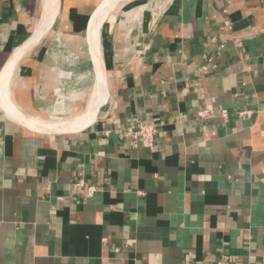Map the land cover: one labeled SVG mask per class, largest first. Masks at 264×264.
Masks as SVG:
<instances>
[{
	"label": "crops",
	"instance_id": "crops-1",
	"mask_svg": "<svg viewBox=\"0 0 264 264\" xmlns=\"http://www.w3.org/2000/svg\"><path fill=\"white\" fill-rule=\"evenodd\" d=\"M106 1L58 0L13 61L44 0H0V264H264V0H164L100 28L106 94L77 131L7 116L88 111ZM141 121L152 149L121 136Z\"/></svg>",
	"mask_w": 264,
	"mask_h": 264
},
{
	"label": "bare ground",
	"instance_id": "bare-ground-1",
	"mask_svg": "<svg viewBox=\"0 0 264 264\" xmlns=\"http://www.w3.org/2000/svg\"><path fill=\"white\" fill-rule=\"evenodd\" d=\"M121 1H127V0H107L106 3L104 5H102V7L103 6L104 7L102 8L101 13H100V18H99V22H98V30L101 27L104 19L106 18L109 10L113 9L116 6V4L121 3ZM57 6H58V0H44L43 16L41 17L42 21L40 24V26L43 27V29H41L42 30L41 34H40L41 36L47 31V26L49 24L50 18L52 16V14L54 13V11H56ZM57 12H58V9H57ZM57 12H56V14H57ZM40 35H39V37H40ZM96 40H97L96 41V44H97L96 47L98 48L99 33H97V39ZM30 48L31 47L29 46V47H27V49L21 51L17 57H21L22 55H24ZM96 60L99 61L98 54L96 56ZM99 73H101V74H99L101 76L100 77L98 76L100 83H98V84L96 83V85H101L100 87H98L96 89V91L99 89L98 90L99 96L96 99H93V97H92L91 99L93 102L91 101L92 103L90 104L88 111L85 114H82V116L77 117L76 119H70V120L63 121V122L61 121L59 123H54V122L49 123V122H45L44 120L42 121L40 119L28 117V116L21 114V112H19L16 107L14 108L13 104H12V108H10V115L11 116H9V117H11L14 121L24 125L27 128L34 129V130L38 129V131L39 130L40 131L46 130V132H49V131H51V132H54V131L55 132H70V131H75V130L77 131V130L85 127L86 125H88L93 120V118L95 117V114L97 113V110H98V104H99V101L101 99V95L104 97L106 94L105 79H103V76H102L103 72H99ZM4 87H5V85H4ZM6 91H7V89H6ZM95 95H98V94L95 93ZM6 102H8V101H6ZM8 105L9 104H7V106Z\"/></svg>",
	"mask_w": 264,
	"mask_h": 264
},
{
	"label": "rangeland",
	"instance_id": "rangeland-1",
	"mask_svg": "<svg viewBox=\"0 0 264 264\" xmlns=\"http://www.w3.org/2000/svg\"><path fill=\"white\" fill-rule=\"evenodd\" d=\"M163 1L164 0H127V1H121V3L116 4V6L113 9L109 10V12H108L106 18L104 19V21H103V23H102L100 28H104V26H106V25H108L110 23L113 26H114V24H119L120 25L121 23H126L127 25H129L130 24L129 21L136 20L142 13H145L146 11L150 10L151 8L156 7L158 4H161ZM103 7L101 6L100 9L95 12L94 18L92 20V26L90 27L91 28L90 29V33H89V26H90L89 24H88V28H87V33H88L87 38H88L89 43H90L91 52H92V58H93V61H94V70H95V73H96V80H95L96 82H95V87L93 89V95H92L93 99H96L99 96V92H98L99 89L97 91H96V89L98 87H100L101 85H96V83L97 84L100 83L99 77L101 75H99V74H101V73H99V72H103V71H101L102 67L100 65V61L96 60L97 49H98L96 47L97 46V44H96L97 40L96 39H97V33L100 32L99 31L100 28L98 30V22H99L100 13H101V10H102ZM55 16L56 15H54L53 20H54ZM53 20H52V22H53ZM52 22H51V24H52ZM51 24H50V26H51ZM49 27H48V29H49ZM41 29H43V27H41V26L38 27L35 30L33 36L30 38L29 42L23 48H21V49H19V50H17L15 52V54L13 55V61H14V58L15 59L19 58L17 56L19 55V53L21 51L27 49V47H29V46L32 48L33 46H35L38 43V41H39V39L41 37V35H40L41 31H42ZM39 35H40V37H38ZM102 76H103V79H104V75L103 74H102ZM3 81H2V83H3ZM1 89L2 88L0 86V91H1ZM95 93H97L98 95H95ZM3 94H4V91H3ZM3 98L4 97H1V95H0V104L2 103ZM103 98L104 97L101 95V99L99 101L98 108H99ZM91 101H92V99H91ZM5 103L6 102L4 101V104ZM9 104H12L11 101L9 102ZM5 105H7V103ZM0 108H1V106H0ZM7 108H8V106H7ZM4 109H5V112H6L7 116L8 117L11 116V115L8 114V109H6V108H4ZM9 118L12 119L11 117H9ZM67 120L68 119H62V122L63 121H67ZM51 123H53V122H51ZM54 123H59V122H54ZM41 131H43V130H41ZM35 132H38V131H35ZM49 132H51V131H49ZM40 133H42V132H40Z\"/></svg>",
	"mask_w": 264,
	"mask_h": 264
},
{
	"label": "built area",
	"instance_id": "built-area-1",
	"mask_svg": "<svg viewBox=\"0 0 264 264\" xmlns=\"http://www.w3.org/2000/svg\"><path fill=\"white\" fill-rule=\"evenodd\" d=\"M208 113L207 110H201L197 112L199 117H204ZM223 117L226 116V112L221 111ZM156 134V126L154 124L148 123L146 121H141L129 130L121 133V136L128 137L132 140L133 146L143 147L152 149L154 147V137ZM77 190L80 192L81 196L84 198H89L95 192V187H86L82 181L76 182ZM227 258L222 256L216 264H225Z\"/></svg>",
	"mask_w": 264,
	"mask_h": 264
}]
</instances>
